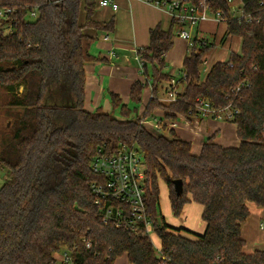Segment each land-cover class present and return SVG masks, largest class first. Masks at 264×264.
<instances>
[{
    "label": "trees",
    "instance_id": "1",
    "mask_svg": "<svg viewBox=\"0 0 264 264\" xmlns=\"http://www.w3.org/2000/svg\"><path fill=\"white\" fill-rule=\"evenodd\" d=\"M52 1L0 0V6L18 8L16 32L0 34V87L9 106L20 108L0 148V166L8 171L0 186V264H117L125 254L130 264H264V250L246 253L241 234L249 202L264 208V0H235L251 22L228 0L209 1L211 11L222 14L226 36L241 38L240 51L202 78L200 66L214 44L193 42L180 71L186 74L183 89L168 104L158 91L170 78L165 57L178 23L151 29L149 45L136 49L145 81L132 84L133 105L110 93L120 117L85 108V65L99 59L91 49L99 33H114L115 19L95 18L100 0ZM26 5L39 12L29 23ZM149 83L153 96L143 115L133 117ZM200 101L238 111L232 121L239 146H223L214 134L194 154L192 143L175 130L168 137L143 124L158 109L172 120L198 116ZM133 144L147 164V213L160 252L152 237L104 222L91 188L99 179L91 166L98 149ZM158 177L168 185L176 216L191 203L203 206L204 233L171 229L161 211ZM176 179L184 182L180 196ZM59 253L71 261H60Z\"/></svg>",
    "mask_w": 264,
    "mask_h": 264
},
{
    "label": "crops",
    "instance_id": "2",
    "mask_svg": "<svg viewBox=\"0 0 264 264\" xmlns=\"http://www.w3.org/2000/svg\"><path fill=\"white\" fill-rule=\"evenodd\" d=\"M116 1L119 3V9L117 11H113L109 7H101L102 9L97 10L95 14V18L101 21H108L113 17L115 19V31L112 36L110 34L102 36V41H99L100 38L98 36L97 48L99 49V52L96 51L93 53L96 54L99 59L88 62L85 65V108L90 111H96L99 108H102L104 101H106L107 104H111V92L118 93L124 103L128 104L131 102L130 89L132 84L137 80L145 81V78L141 73V64L139 65L140 62L138 61V63L136 61L137 65L132 63L129 59L128 53L133 52L136 54V49L149 45L151 29L160 26L164 30H169L173 21L170 12L160 9L145 1ZM84 18H81L80 22H83ZM223 23L225 24V29L220 34L219 27ZM226 29L227 25L224 21L208 19L204 23L201 22L197 27V36L199 37L201 32H206L214 35L215 40L218 38L216 37V34L217 36L221 35V44L232 42L234 37L226 36ZM92 34L96 35L94 31ZM185 41L187 42L186 49L182 51L179 49L177 54L175 49H171V53V50L169 51L165 57L166 64L170 62L172 58L178 56L177 59H179V63L182 62L180 68L183 67L184 59L190 52V49L188 48V44L190 45V43L187 40ZM212 50L205 55V63L207 62V55ZM135 57H137V55ZM164 71L170 75L174 73L168 71L167 68H165ZM168 86L169 83L166 80L165 83H160L158 91L159 100L166 104L169 103V101L166 100V91ZM182 89L183 86H180L179 91H182ZM152 96L153 88L150 87L149 99L147 100L148 102ZM162 110H156L151 116V118L153 116L155 118V114H159L164 117V119L160 118L154 126L162 130H175L181 138L192 143V150L194 154H199L206 139L214 134H216L215 140L223 146L237 147L240 144V139L237 135V125L233 121L219 120L214 117L203 118L200 116H193L190 118L179 116L176 120H172L166 117V110ZM144 111H141L142 115ZM151 118L147 119L146 126L153 132H157L149 127L152 125ZM179 119H183L184 121L179 126L178 132L174 128L178 126L176 121ZM193 204L196 203H191L189 206ZM248 207L249 217L241 225V234L242 238L245 240L244 251L251 254L257 250H264V229H261L260 227V223L264 217V208L257 206L253 202H249ZM203 226L205 227V222L198 221L197 229H200ZM118 259L117 264H119Z\"/></svg>",
    "mask_w": 264,
    "mask_h": 264
},
{
    "label": "built area",
    "instance_id": "3",
    "mask_svg": "<svg viewBox=\"0 0 264 264\" xmlns=\"http://www.w3.org/2000/svg\"><path fill=\"white\" fill-rule=\"evenodd\" d=\"M49 1L53 2L52 0ZM142 1L170 12L174 21L178 24L188 25L190 29L198 27L202 21L210 18L223 21L220 12L213 13L211 11L210 0H200L197 5L186 0ZM228 1L232 4V9L237 15L244 17L248 22L253 20L250 15L244 13L243 9L235 3V0ZM99 6L109 7L113 11L119 9V3L116 0H100ZM24 9L26 11L24 15L26 23L38 18L37 8H30L26 5ZM17 12L18 8L14 5L0 6V34L10 35L16 32ZM177 34L189 41L190 46L193 45L191 31L179 29ZM136 58L140 62L139 57ZM183 76H186L184 72H179L176 76L170 75L168 79L169 86L166 91L167 101H176L179 94L180 80ZM197 110L200 117H214L224 121H232L238 113L230 105L214 108L206 101H200ZM143 124L146 125L147 120H144ZM91 166L93 171L99 175V179L92 182L91 188L95 196V203L101 207L103 221L106 223L113 222L117 227L126 228L134 234H144L152 237L154 227L147 213L145 197L147 164L140 149L135 144L122 145L112 152L100 147L92 159ZM260 227L264 229V217ZM87 245L90 246V243H87ZM157 249L159 252L161 251L160 246ZM58 258L65 263L71 261L66 253Z\"/></svg>",
    "mask_w": 264,
    "mask_h": 264
},
{
    "label": "rangeland",
    "instance_id": "4",
    "mask_svg": "<svg viewBox=\"0 0 264 264\" xmlns=\"http://www.w3.org/2000/svg\"><path fill=\"white\" fill-rule=\"evenodd\" d=\"M102 9L100 6L97 8V10ZM84 13L83 11L80 14V19L84 18ZM33 18V17H32ZM212 18H210L209 20H211ZM214 20V19H213ZM207 21L204 20L202 21L203 23ZM225 24L223 23L220 27H219V33L221 34L224 29H225ZM179 29H185L188 31L192 32V42H195L197 40V46L200 47V43L201 42H207L209 44H214V47L211 49L212 51L207 55L206 60L207 62L202 64L200 66V71H201V75L202 78H205L209 69L212 67V65L219 61V60H228L230 57V54L232 52H239L240 48H241V42H240V38L239 37H234L232 42H226V43H220V38L221 35L216 34V40L214 35L209 34V33H200L199 37L197 36V27L190 29V27L188 25H182V24H177L175 29H174V45H173V49L176 50V54L177 51L180 49L181 51L186 49L187 47V42L182 39L181 37L178 36L177 34V30ZM113 33H110V35L112 36ZM105 33H99V41H102L103 39L101 38L102 36H104ZM97 43L98 41L95 42V44L92 47V52H99V49L97 48ZM188 48L191 51V46L188 44ZM172 50L170 51V53L172 52ZM210 51V50H209ZM208 51V52H209ZM103 52V51H102ZM207 52V53H208ZM190 53V52H189ZM206 53V54H207ZM129 54V59L131 60L132 63L136 64V61L138 62L137 58L135 57L136 54L135 53H128ZM205 54V55H206ZM178 56H175L174 58L171 59L170 62L167 63L166 68L168 69V71L170 72H174L173 76L178 75V73L180 72V70L182 68H180L182 62L179 63V59H177ZM139 63V62H138ZM137 65V64H136ZM140 65V63H139ZM141 69V73H142V67ZM148 72L151 74L152 72V67L148 66ZM143 74V73H142ZM143 77L145 78V75H143ZM165 81H163V83H165ZM152 87L151 83L148 84V86L143 90V95H142V101L141 103L138 105L137 110L133 113V117H138V116H142V112L144 111V109L146 108V104H147V100L149 99V88ZM9 101V95L7 94V92L0 87V148L3 146L4 140L9 138L10 135L12 134L11 131V123L13 122L14 118H15V114L17 112L20 111V108H11L8 104ZM128 104L133 105L131 102H129ZM102 110L104 112L107 113H113L115 116L120 117V112L119 110H113L111 104H107L106 101L103 102L102 105ZM162 110V109H160ZM163 111V110H162ZM163 118V116H160L159 114H155V118L154 116L151 118V122L152 125L149 126L151 127V129H154V131H157L159 133L165 134L168 137H170V130H162V129H158L156 128V126H154L155 124H157V121ZM183 119H179L176 121V123L178 124V126L174 129H176L179 132V126L181 125V123H183ZM169 122V121H168ZM8 175V171L3 169L0 166V186L4 183L5 178ZM158 183H159V187H160V203H161V211H162V215L165 217L167 223L171 226L172 230H177L179 228H184V229H188L189 231H192L194 233H204L205 227L203 226L200 229H197V223L198 221H202V211L203 208L201 205L198 204H193V205H188L184 211L182 212V214L180 216H176L172 209H171V204H170V200H169V188L168 185L166 184V182L158 177ZM184 231V230H183ZM184 233V232H183ZM152 241L155 245V247H159L161 245V241L159 239V237L157 235H152ZM60 255H63V253H59L58 257H60ZM119 264H130L128 257L125 255L121 256L118 259Z\"/></svg>",
    "mask_w": 264,
    "mask_h": 264
},
{
    "label": "water",
    "instance_id": "5",
    "mask_svg": "<svg viewBox=\"0 0 264 264\" xmlns=\"http://www.w3.org/2000/svg\"><path fill=\"white\" fill-rule=\"evenodd\" d=\"M174 189L178 196L182 195L184 191V182L182 179L174 180Z\"/></svg>",
    "mask_w": 264,
    "mask_h": 264
}]
</instances>
